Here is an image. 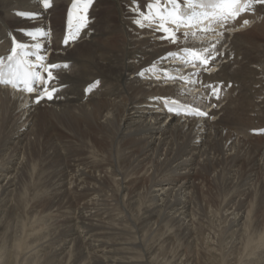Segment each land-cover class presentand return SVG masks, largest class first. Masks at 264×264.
I'll use <instances>...</instances> for the list:
<instances>
[{"label":"bare ground","instance_id":"bare-ground-1","mask_svg":"<svg viewBox=\"0 0 264 264\" xmlns=\"http://www.w3.org/2000/svg\"><path fill=\"white\" fill-rule=\"evenodd\" d=\"M51 2L0 0V56L15 37L68 65L51 101L28 106L0 87V264H18L22 250L45 253L42 264H137L128 255L140 250L138 264H154L166 244L178 245L183 264H264V132L254 131L264 129V6L225 32V55L204 76L223 82L215 120L198 126L152 99L174 87L138 75L176 46L133 23V0H93L68 46L73 0ZM17 12L40 15L29 22Z\"/></svg>","mask_w":264,"mask_h":264},{"label":"snow or ice","instance_id":"snow-or-ice-1","mask_svg":"<svg viewBox=\"0 0 264 264\" xmlns=\"http://www.w3.org/2000/svg\"><path fill=\"white\" fill-rule=\"evenodd\" d=\"M43 9L52 7L51 0H39ZM93 0H73L67 13L63 45L74 43L82 29L88 24V9ZM264 6V0H146L143 7L133 0V23L141 30L152 32L153 39L175 45L158 62L142 70L143 78L150 74L156 81L176 89L174 95L153 97L164 109L187 122L189 118L215 120L212 109L218 107L213 99L219 100L222 81H206L216 70L217 58H223L225 32L244 13H254L256 6ZM15 15L29 20L39 17L36 12H17ZM75 17V19H74ZM249 20H242V27H249ZM21 35L45 36L43 29H18ZM159 34V35H156ZM48 49L41 43H25L13 37V47L6 56H0V87L11 89L13 96L21 93L20 100L26 105L40 104L42 100H53L61 88L59 71L68 68L67 63L48 62ZM99 83L98 81L96 82ZM231 87V85H228ZM89 85L87 91L91 90ZM201 87L206 91H202ZM259 134L264 129L254 130Z\"/></svg>","mask_w":264,"mask_h":264},{"label":"rangeland","instance_id":"rangeland-1","mask_svg":"<svg viewBox=\"0 0 264 264\" xmlns=\"http://www.w3.org/2000/svg\"><path fill=\"white\" fill-rule=\"evenodd\" d=\"M100 13H101V15H100V17H102V16H104V15H106L105 13H103V11L102 10H100L99 11ZM58 127V126H57ZM57 127H55V126H52V127H50V128H52V129H49V131H50V133L52 132L53 134H55L56 135V133H58L59 135H56V137H58V138H62L63 139V134L62 133H59V132H63L64 134H65V137H67L66 135H68V137L70 136V134H68L69 133V131H66V128L64 129V128H62V127H60V131H58V129H59V127L57 128ZM57 129V130H56ZM65 130V131H62V130ZM55 130V131H54ZM54 131V132H53ZM57 131V132H56ZM56 132V133H55ZM51 133V134H52ZM67 133V134H66ZM61 134V135H60ZM60 136V137H59ZM65 157V158H64ZM68 159V155H64L63 156V160H67ZM49 176V178L51 177V176H53V177H51V180L48 182V183H52L53 182V180H54V175H52V174H49L48 175ZM209 220H211V221H213V229L215 228V233H216V231L218 230V224H219V222H218V220H217V218H215L214 216H213V214H209ZM40 221V220H39ZM208 221V220H207ZM33 222V221H32ZM78 230V232H79V230L80 229H77ZM209 233V232H208ZM207 233V237H208V239L207 240H209L210 238H212V240L210 239V241H207V242H211V241H214V238L216 237V236H218V234H215L216 236H214V234H213V236H212V233H214V231H212L210 234H208ZM18 234H19V236L20 237H23V233L21 234L20 233V231L18 232ZM134 235V236H133ZM210 235V236H209ZM26 236V235H25ZM128 236V237H127ZM127 236H124L123 237V239L125 240V241H129V242H131V243H134V242H136V240L137 239H139V234H137L136 233V235L135 234H132V235H127ZM212 236V237H211ZM130 237V238H129ZM135 237V238H134ZM24 238V237H23ZM131 239H133V240H131ZM121 240V239H120ZM124 240H122L123 242H124ZM217 240V239H216ZM126 243V242H125ZM168 246V247H167ZM204 246H206V245H203V247ZM169 248V249H168ZM177 248H178V245H165V249H162L163 250V252L161 253V255H159L160 254V252H158L157 253V257H158V261L157 262H155L154 264H183V262L184 261H182L183 259V257H178V255H176V251H177ZM205 248V247H204ZM134 250H130V252H132V253H130L129 255H128V258H131V259H133L134 261H137V264L139 263V261H145V258H144V256H143V253L140 251V250H138V251H134ZM28 251L27 250H22V253H21V255H20V257L22 258V257H24V259H21L20 257H19V261H20V259H21V261L19 262L18 261V264H23V263H26V264H42V261H43V258L41 257L43 254H45V253H39V254H33V255H31L30 254V256H29V253H27ZM26 256H25V255ZM137 254V255H136ZM137 258H136V257ZM36 257V258H35ZM133 257V258H132ZM36 259H37V262H36ZM22 260H23V262H22ZM39 260V261H38ZM128 260V259H127ZM35 262V263H34ZM39 262V263H38Z\"/></svg>","mask_w":264,"mask_h":264}]
</instances>
